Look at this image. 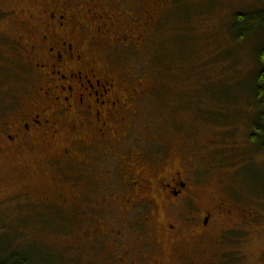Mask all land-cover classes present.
Segmentation results:
<instances>
[{
	"label": "rangeland",
	"instance_id": "rangeland-1",
	"mask_svg": "<svg viewBox=\"0 0 264 264\" xmlns=\"http://www.w3.org/2000/svg\"><path fill=\"white\" fill-rule=\"evenodd\" d=\"M111 1L120 2L117 7L129 5L135 18H143V9L155 11L153 18H145L143 35L135 43L125 46L124 35L115 43L100 36L90 41L92 61L123 73L124 86L118 91L128 99V113L113 125L129 127L128 138L106 140L108 135L99 133L101 143L84 145L73 159L57 161L52 168L46 162L55 156L53 145L31 157L0 156L2 254L26 253L27 264H264V152L250 141L258 107L255 97L246 94L259 67L256 55L264 45V27L243 42H235L231 29L232 13L259 9L256 1L103 2ZM48 3L0 0L2 129L27 112L30 96L34 99L39 92L40 82L31 78L33 65L19 46L29 41L21 38L41 30L31 16ZM83 7L79 5L82 12ZM113 7L108 11H115ZM93 129L91 125L88 131ZM129 152L136 159L141 153L145 171L127 157ZM162 160L167 166L159 180L166 171L182 170L189 196L184 206L195 213L198 208L212 212L207 232H190L197 226L185 219L191 211H184L183 219L173 214L169 221L183 233L181 241L158 236L164 219L156 208L167 209L148 182ZM24 169L27 177L17 180L16 170ZM130 172L145 179L138 193L129 184ZM20 193L46 201L26 203L14 197ZM65 194L72 199L62 207ZM216 204L226 208L222 211L235 207L234 212L253 221L246 224L239 214L221 215ZM168 209L175 211L172 205Z\"/></svg>",
	"mask_w": 264,
	"mask_h": 264
},
{
	"label": "flooded vegetation",
	"instance_id": "flooded-vegetation-1",
	"mask_svg": "<svg viewBox=\"0 0 264 264\" xmlns=\"http://www.w3.org/2000/svg\"><path fill=\"white\" fill-rule=\"evenodd\" d=\"M103 1L49 0L45 7L39 9L33 17L31 16L32 19L37 18L36 21L41 30L32 38H21L20 40L29 41H20L19 47H24L27 52L26 61L33 65L31 78L40 82L39 92L34 99L30 96L32 103L29 104L31 107L27 112L16 115L13 123L6 125L3 129V124H1L0 156L29 155L28 157H31L40 152L45 154L49 146L53 145L57 146V149L53 150L55 156L46 162V166L49 168L51 165L52 168L55 167L57 161L73 159L79 151L85 148L84 145L95 147L101 143L98 138L99 133L103 137L105 134L108 135V139L105 137L106 140L128 138L129 127L113 125L123 121L124 114L128 113L126 108L128 99L123 100L122 96L120 98L118 91L121 86H124L120 77L123 73H114L99 65L94 59L92 61L90 41L100 36L104 40L108 39L109 43H115L120 35H124L126 38L123 40L127 43L125 46L135 43L136 39L143 35L145 18H153L154 10L143 9V18L139 16L135 18L129 13L130 7L126 3L124 7H117L118 4L121 5L120 2L113 5L112 1L111 3ZM89 3L91 7H88ZM81 4L84 7L87 6L85 10L83 7V12L79 9ZM113 6H116L115 11L113 9H111L113 12L108 11V8ZM89 28L94 31H90ZM137 28L140 30H136ZM90 32L93 33L92 37L88 36ZM91 125L92 128L96 127L93 129L94 132L88 131ZM73 138L76 140L75 143L72 142ZM174 154L177 153L174 152ZM177 155L179 159L183 157L180 152ZM129 156L132 160L136 159L134 153L129 152L127 157ZM135 162L141 171L146 170L147 164L142 159L141 153ZM166 164L167 161H163L158 168L153 166L156 177L149 180L148 184L156 188L155 191L159 193L157 196L161 197L167 209L165 213L160 209L157 210L158 207L156 208V212L164 219L159 222L160 229L157 228V234L165 241L173 243L177 240L181 241L183 233L180 234L176 229V224L169 221L173 219V214H178V218L183 219L184 215L181 212L187 211L188 213L191 210L183 204H188L189 196L186 195L188 187L182 170L166 171L162 173V179L159 180L161 170L166 169L164 168ZM26 171L28 170L24 169L22 172L16 170V179L24 180L27 174L23 172ZM34 172L39 173L38 167L34 169ZM128 176L133 179V182L129 183L133 192H140L145 179L141 178L138 173L130 172ZM65 195L61 197L62 207H65L72 199V195ZM157 196L155 195L154 203L159 205L160 201ZM14 197L23 198L26 203L46 201L43 199L34 201L32 196L25 193ZM169 205H172L175 211H169ZM215 207L221 215L227 214L229 217L231 214H239L244 217L240 211L234 212L235 207L226 211H222L224 207L217 204ZM195 211L196 213L191 211L190 215L185 218L190 224L197 226L190 232L197 230L200 234L201 231L207 232L211 225L212 212L204 208H198ZM152 215H154L153 211L151 217ZM169 217L172 218L169 219ZM244 218L245 223L249 224L254 217ZM145 219L149 220V218ZM261 255L264 258V251Z\"/></svg>",
	"mask_w": 264,
	"mask_h": 264
},
{
	"label": "trees",
	"instance_id": "trees-1",
	"mask_svg": "<svg viewBox=\"0 0 264 264\" xmlns=\"http://www.w3.org/2000/svg\"><path fill=\"white\" fill-rule=\"evenodd\" d=\"M256 1V7L259 9L245 12L236 11L232 13V34L235 37V42H243L252 34L256 29L264 27V0ZM245 13V14H244ZM244 25L242 30L241 26ZM230 28V27H229ZM251 42V41H250ZM257 65L259 66L256 71V76L253 81L252 87L249 84V90L246 94L254 96L257 101L256 117L251 120V132L249 133L250 141L256 144L262 152H264V45L261 46L256 55ZM251 83V82H250ZM264 192V191H263ZM264 195V194H263ZM66 196V195H64ZM264 203V198H263ZM1 247V246H0ZM0 250V264H27L28 255L21 252H11L10 254H2Z\"/></svg>",
	"mask_w": 264,
	"mask_h": 264
}]
</instances>
